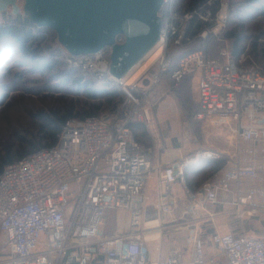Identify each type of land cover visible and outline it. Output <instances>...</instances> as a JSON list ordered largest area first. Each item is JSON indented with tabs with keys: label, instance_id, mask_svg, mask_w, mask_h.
Returning <instances> with one entry per match:
<instances>
[{
	"label": "built area",
	"instance_id": "1",
	"mask_svg": "<svg viewBox=\"0 0 264 264\" xmlns=\"http://www.w3.org/2000/svg\"><path fill=\"white\" fill-rule=\"evenodd\" d=\"M163 1L172 20L161 14L163 53L152 64L157 67L152 74L147 69L134 81L116 82L110 72L109 48L91 54L62 53L70 66L96 84L112 83L126 96L117 110L72 119L55 145L5 166L0 175V231L5 233L8 252L0 255V264H149L144 217L146 185L155 170L154 147L137 138L132 124L152 121L147 102L161 96L159 87L168 71L175 82L192 73L198 90L196 119L228 125L237 138L225 165L199 188L188 190L187 210L198 214L222 198L238 217L264 216V72L246 64L244 52L234 56L229 46L218 57L193 50L173 65L164 48L190 39L187 26L173 21L175 0ZM216 3L219 0H207L205 8L185 14L187 20L197 13L213 22L199 33L201 37L225 26L228 4L214 11ZM202 157L226 158V154L198 151L196 158ZM184 178L178 165L161 169L164 212L171 211L169 184ZM113 209L128 214V225L107 235L105 217ZM212 241L229 264H264V234L216 231ZM203 244L196 237L190 252L175 246L156 264H209Z\"/></svg>",
	"mask_w": 264,
	"mask_h": 264
},
{
	"label": "rangeland",
	"instance_id": "2",
	"mask_svg": "<svg viewBox=\"0 0 264 264\" xmlns=\"http://www.w3.org/2000/svg\"><path fill=\"white\" fill-rule=\"evenodd\" d=\"M188 1L180 0L181 7H185ZM23 2L24 0H19L20 4ZM225 3L228 4V19L225 26L217 32L209 30L206 36L202 37L204 42L197 45L209 57H218L223 47L229 46L232 49V38L227 37V32L234 31L242 35L246 64L255 65L264 72V55L260 49L264 46V0H219L220 7ZM173 9L176 12L175 8ZM21 13L24 14L23 11ZM9 14H12L11 9L5 11L4 14L0 12V21H3ZM161 14L165 16V19L168 17V21L171 22L172 18L167 15L166 8L162 7ZM185 14L186 12L183 15L181 11L174 13V23L179 24L180 27H188ZM212 25L213 22L210 21L209 27ZM255 41L258 44L256 47ZM52 47L62 50V45L58 40L53 41ZM180 52L182 53L184 50L172 47V44H167L164 48L165 55L171 57L172 64L176 66L178 65L176 54ZM156 69V65L148 67L147 74H152ZM61 70L62 67L51 70L30 64L18 54L4 57L0 62V126L6 127L7 119H9L12 126L16 128L28 127V110L40 109L43 105L51 104L57 98L75 102L77 110L81 112L93 110L97 105H101L99 112L113 110L100 102L99 99L90 100L91 104H86V95L74 92L75 87L70 82L59 78ZM18 73H21L20 80L14 81ZM190 75L194 77L192 73ZM155 88L157 89V86ZM159 88L161 96L157 95L155 99L150 98L147 102L153 113H151V127L149 126L152 135H149V139L156 134L173 136L175 142H188L192 147L194 144L197 145V147H193V158L197 151H220L226 154L227 160L228 155L233 153L235 147L236 132L228 125H216L211 121L195 119L194 114L198 109L199 102L194 81L189 77L184 78L181 82L172 81L168 71ZM118 90L126 96L123 90ZM158 96L160 97L158 98ZM157 110L159 113L158 116H155ZM144 126L148 127L146 124ZM210 159V157H202L198 158V161L205 160L207 162ZM210 174H213L212 168L207 166L197 174L195 179L200 182L207 179L208 176L211 177ZM228 211V213L222 211L221 214L215 216L217 225L223 231L264 234V216L261 217L262 222L259 223L255 222L256 219L253 220L251 216L238 217L234 207ZM127 225L128 214L113 209L105 217L104 232L107 235H113L123 231ZM157 231L158 227L148 228L146 235L151 237L154 234L155 236ZM4 240L5 233L0 231V255L8 252L4 246ZM202 241L204 243V240Z\"/></svg>",
	"mask_w": 264,
	"mask_h": 264
},
{
	"label": "trees",
	"instance_id": "3",
	"mask_svg": "<svg viewBox=\"0 0 264 264\" xmlns=\"http://www.w3.org/2000/svg\"><path fill=\"white\" fill-rule=\"evenodd\" d=\"M206 1L189 0L185 7H181L180 0H175V11L177 13L181 11L183 15L185 12H194L205 8ZM217 4L212 6L214 11L218 7ZM4 12L2 13L4 14ZM209 26L210 22L201 19L197 13L188 20L186 37H189L190 40L185 38L183 45L170 43L172 47L184 50V52L176 54L177 60L193 50L202 49L197 45L204 42L199 33ZM49 35H52V38ZM227 35V37L232 38V54L238 57L244 52L245 48L242 35L234 31H228ZM54 40H58L54 30L37 26L25 14H9L3 21H0V62L10 54H18L24 61L27 60L30 64L36 66L46 67L51 70L62 67L59 78L70 82L75 87L74 92L77 91L86 95V104H91L90 100L99 99L108 108L113 109L104 112L117 110L124 101L125 95L112 83L98 85L85 72L70 66L60 57L67 50L63 46L62 50L52 47ZM254 44L256 47L258 45L257 41ZM260 49L264 55V46ZM19 76H21V73L16 74L14 81L20 80ZM187 77L191 78V76ZM100 107L101 105H97L93 110L81 112L77 110L75 102L65 98H57L51 104L43 105L40 109H29L28 127L16 128L7 119L6 127L0 126V175L7 164L17 161L40 148L55 145L59 140L64 125L70 120L103 113L99 112ZM198 110L199 106L196 112ZM225 163V157L215 158L210 159L207 166L217 171ZM259 217L252 216L253 220H259Z\"/></svg>",
	"mask_w": 264,
	"mask_h": 264
},
{
	"label": "water",
	"instance_id": "4",
	"mask_svg": "<svg viewBox=\"0 0 264 264\" xmlns=\"http://www.w3.org/2000/svg\"><path fill=\"white\" fill-rule=\"evenodd\" d=\"M163 4V0H24L23 4L0 0V12L23 11L37 26L54 30L59 43L72 55L109 48L110 72L118 82L161 39ZM147 209L150 213L144 222L157 221L156 204L153 208L147 205ZM152 240L146 237L150 252Z\"/></svg>",
	"mask_w": 264,
	"mask_h": 264
},
{
	"label": "crops",
	"instance_id": "5",
	"mask_svg": "<svg viewBox=\"0 0 264 264\" xmlns=\"http://www.w3.org/2000/svg\"><path fill=\"white\" fill-rule=\"evenodd\" d=\"M190 79L194 81V86L197 90L196 77L191 76ZM158 113V110L155 111V116H158ZM150 123L151 121H138L132 124L137 138L144 144L154 147L155 170L152 172L146 185L149 199L145 202L144 220L150 213L147 205L153 208L156 204L158 218L153 228L158 227V231L155 236H152L153 240L150 241L149 264H156L153 262H158L168 256L170 250L175 246H179L185 251L190 252L194 247V239L196 237L204 240L203 248L206 257L209 259V264H229L226 256L217 254L216 245L212 241L213 233L216 231L225 232L217 225L215 216L221 214L222 211L226 213L228 209H231L229 202H225L221 198L217 203L208 204L207 210L200 212L201 214H193L187 210L188 190L199 188L202 182L206 180L199 182L195 178L202 169L207 167L208 161H198L196 156L193 158V147H197L196 144L192 147L188 142H175L173 136H160L157 134L149 139V135H152ZM145 124L148 127L144 126ZM197 152L195 155H197ZM168 164H175L183 168L185 178L184 181L177 179L169 184L171 211L164 212L160 206V196L163 191L160 182V171ZM212 171L214 174L215 170ZM213 174H210V176H213ZM211 177L208 176V178ZM208 212L214 213V215L209 216ZM261 217H259V220L256 219L255 222H262L260 220L262 219Z\"/></svg>",
	"mask_w": 264,
	"mask_h": 264
},
{
	"label": "bare ground",
	"instance_id": "6",
	"mask_svg": "<svg viewBox=\"0 0 264 264\" xmlns=\"http://www.w3.org/2000/svg\"><path fill=\"white\" fill-rule=\"evenodd\" d=\"M161 39L157 42V44L149 50L145 56L135 65V67L126 75L124 78L126 82H131L139 78L147 69L150 67L157 59L158 57L163 53V48L161 44ZM144 60V61H143ZM157 221H151L144 224L148 228H153L156 225ZM154 236V234H153ZM152 237V235H151Z\"/></svg>",
	"mask_w": 264,
	"mask_h": 264
}]
</instances>
